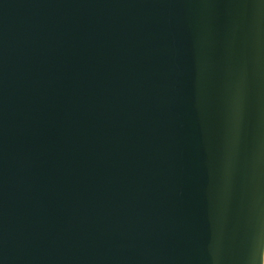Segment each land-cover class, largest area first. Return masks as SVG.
I'll return each instance as SVG.
<instances>
[{
  "label": "water",
  "instance_id": "95a60500",
  "mask_svg": "<svg viewBox=\"0 0 264 264\" xmlns=\"http://www.w3.org/2000/svg\"><path fill=\"white\" fill-rule=\"evenodd\" d=\"M0 264H264V0H0Z\"/></svg>",
  "mask_w": 264,
  "mask_h": 264
}]
</instances>
